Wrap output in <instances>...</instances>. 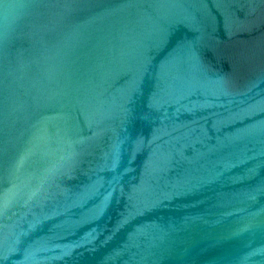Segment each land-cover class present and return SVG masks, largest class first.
I'll return each instance as SVG.
<instances>
[{
  "label": "water",
  "instance_id": "water-1",
  "mask_svg": "<svg viewBox=\"0 0 264 264\" xmlns=\"http://www.w3.org/2000/svg\"><path fill=\"white\" fill-rule=\"evenodd\" d=\"M0 264H264V0H0Z\"/></svg>",
  "mask_w": 264,
  "mask_h": 264
}]
</instances>
